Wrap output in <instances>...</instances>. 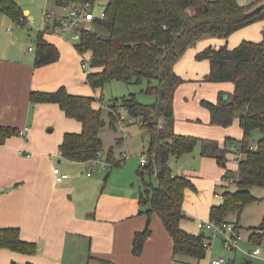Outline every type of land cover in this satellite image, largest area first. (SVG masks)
Returning a JSON list of instances; mask_svg holds the SVG:
<instances>
[{
  "label": "crops",
  "instance_id": "1",
  "mask_svg": "<svg viewBox=\"0 0 264 264\" xmlns=\"http://www.w3.org/2000/svg\"><path fill=\"white\" fill-rule=\"evenodd\" d=\"M16 4L25 17L24 23L19 25L0 9V126L17 131L26 127L27 131L25 136L14 133L0 144V229L18 227L20 238L35 243L36 252L24 254L0 248V264H68L65 260L68 252L79 253L83 264H206L208 259H216L208 252L213 243L211 232L199 229L197 223L209 220L211 207L221 204L223 191L233 186L224 181L223 176L227 169L236 171L239 154L227 152L226 162L220 165L215 158L202 156L198 144L180 158H169L172 174L186 176L194 186L185 191L182 204L185 216L180 220V227L193 235L204 233L205 242L209 244L201 259L174 254L172 238L160 218L156 214L148 218L140 213L139 190L131 187L117 193L83 184L79 173L82 166L88 168L90 161L72 162L60 156L59 145L64 133H79L81 123L66 117L55 103L32 104L31 93L53 92L64 87L70 94L94 97V108L109 110L102 98L103 88L93 90L86 82L87 73L99 69L89 66L86 71L82 60L89 62L91 53H79L55 28L46 25L45 30L37 29L36 33L25 30L23 25L26 21H35L34 16L30 9ZM53 7L60 16L64 14L63 6L56 0ZM262 28L264 22L260 21L237 30L226 40L201 41L200 48H189L184 53L174 70L192 82L201 80L209 71V61L197 60L198 51L209 45L219 47L227 43L232 48L242 40L260 41ZM40 32L44 40L57 47L59 58L35 66L36 40ZM28 47L33 49L28 50ZM184 82L177 86L174 94V131L217 140L221 144L227 138L240 140L242 129L237 118L227 127L210 124L209 111L199 104L200 99L216 102L219 93L232 91V84L197 81L199 83L182 85ZM193 93L196 97L192 100ZM103 133L101 129V140ZM140 134L143 139L147 137L141 155L147 151L148 136L145 132ZM123 141L122 136L116 137L106 146L102 140V157L107 160L110 150L116 162L122 155L126 157ZM55 167L67 174L62 182L54 179ZM85 176L91 177L86 173ZM146 228L150 229V234L141 254L134 255V234ZM227 264L232 263L227 261Z\"/></svg>",
  "mask_w": 264,
  "mask_h": 264
},
{
  "label": "trees",
  "instance_id": "2",
  "mask_svg": "<svg viewBox=\"0 0 264 264\" xmlns=\"http://www.w3.org/2000/svg\"><path fill=\"white\" fill-rule=\"evenodd\" d=\"M60 6L86 0H56ZM96 0H91L92 6ZM104 17H96L89 29L80 31L75 43L79 53L90 52L89 65L98 71L88 72L86 82L95 90L112 81L140 84L147 81L145 92L155 96V102L143 104L134 94L107 106L108 124L114 127L121 107L131 117L141 120L140 127L148 136L145 165H139L137 176L142 181L139 190L140 213L148 218L157 214L172 238L173 253L201 259L206 254L204 233L193 235L180 227L184 218L182 204L186 189L194 186L186 176H175L168 165L170 157L180 158L200 145L202 156L213 157L220 165L227 152L239 154L236 171L226 170L223 180L234 183V190L222 193L223 201L210 209L209 220L229 221L230 213H240L243 207L259 200L250 190L264 188V29L260 41L242 40L230 48L206 46L195 54L197 60H208L209 71L203 81L230 83V92L219 93L216 102L202 101L210 114V123L227 127L235 118L242 129V138L203 139L174 131V94L184 82L174 70L184 53L205 36L227 39L237 30L256 22H264V2L242 4L238 0H105ZM0 9L13 21L22 11L13 0H0ZM57 47L43 39L36 40L35 66L55 62ZM32 104L55 103L68 118L81 123L79 133L66 132L59 145L61 157L72 162H87L102 152L99 136L106 125L102 107L94 108L92 96L73 95L60 87L53 92H32ZM260 136L254 137V131ZM18 131L0 126V144ZM255 138L254 141L252 139ZM107 161L115 164L111 150ZM154 179V182L151 180ZM237 229L239 223L232 222ZM264 229L263 223L252 227L251 241ZM150 229L134 234L132 253L140 255ZM0 248L24 254H34L36 244L23 241L18 227L0 229ZM11 264H16L12 262ZM31 264V263H26Z\"/></svg>",
  "mask_w": 264,
  "mask_h": 264
},
{
  "label": "rangeland",
  "instance_id": "3",
  "mask_svg": "<svg viewBox=\"0 0 264 264\" xmlns=\"http://www.w3.org/2000/svg\"><path fill=\"white\" fill-rule=\"evenodd\" d=\"M14 1H16V3H18L22 9H30L31 15L34 16L35 21H32L34 24H32V22L30 21H26L25 25H23L25 30H30L32 33H36V31H38L37 29H43L47 25L44 19V12L46 10H52L54 8L53 7L54 0H14ZM238 1L242 4H245V1L251 2L254 0H238ZM260 1L263 2L264 0H260ZM105 4H106L105 0H96L94 2L93 7L91 8L93 14L99 16L101 12H103L105 8ZM14 23L19 25L24 22H19L16 20L14 21ZM10 28L12 29V27ZM202 39L198 40L195 43L194 47L200 48L198 44L202 43L203 41H206L207 39H211L214 40V42H216L220 38L205 36ZM28 42L30 43L31 40H28ZM85 70L87 71L88 69ZM182 79L185 80V82L182 85H191L192 83H199L197 81H200V83H208V82H204L203 79L193 82L190 79H185V78ZM146 87H147L146 80L142 81L140 84H135V83L126 84L122 81L112 80L103 86L102 98L103 101H106L109 104L110 101H112L113 99L120 100L123 97H127L130 94H134L136 99L143 104L154 103L155 96L153 94L146 93L145 92ZM194 97H196V93H193L192 100L194 99ZM202 101L203 100L201 99L199 100V104L201 106H202L201 104ZM102 109H103V116L106 119L105 120L106 125L102 128V131H104L102 135V140L103 143L106 146H108L111 142H113V140L116 137H121V130L118 121L116 122L117 124L116 129L114 127L109 126L107 119L108 111L105 108ZM128 124L129 125L126 124L124 126L125 128L124 130L127 131L128 134L124 138V141L122 142L123 146L120 145L124 148L126 157H123L122 155L118 159V161L117 162L115 161L116 163L113 164L110 168L108 167L107 169H104L101 172H94L91 175V177L85 176V173L87 172L88 168L86 169L85 166H82V169L80 170L79 173V178H80L79 180L83 184H88L92 187L94 186L98 187V190L105 187L106 189H111L117 193H122L125 189L131 187H133L135 190H140V188L142 187V181L137 176V169H138V164L140 162V152L144 151L143 149L145 148L147 142V137H144L143 139L140 133L145 132L147 136V132L145 129L140 127L141 120L139 118L137 122H133V124H130L128 122ZM57 131L58 128L55 125V134H57ZM184 135H190V134H184ZM259 136H260V132L257 130L254 131V137H259ZM114 147H117V145H115ZM151 180L154 182L153 178H151ZM132 183L134 186H131ZM231 184H233V186H231L230 190H234L236 187L234 183ZM250 192L253 196L257 197L259 200L251 201L247 203L243 207L240 213L234 212L228 215V220H230L231 222L237 221L239 223L240 228L242 229L240 231L244 232L243 239L239 241V247L237 249L227 250L223 246V242L220 237L213 238L211 251L208 252H211L215 256V258L224 257L226 261H229L232 264H264V229H262L260 234L256 235L255 241H251V237L253 233L251 228L258 227L262 223L264 226V188L253 187L250 190ZM256 248H259L260 253L258 255H252L251 252ZM68 254L65 253V256H67L65 257V260L68 264L84 263V260L82 259L83 257H80L79 253L75 255V253L72 254L68 252Z\"/></svg>",
  "mask_w": 264,
  "mask_h": 264
},
{
  "label": "built area",
  "instance_id": "4",
  "mask_svg": "<svg viewBox=\"0 0 264 264\" xmlns=\"http://www.w3.org/2000/svg\"><path fill=\"white\" fill-rule=\"evenodd\" d=\"M91 0H86L83 2H72L67 6H63L64 14L60 16L54 10H47L44 12V19L47 23L48 28H55L58 33L67 38L73 45L79 41L80 31L82 29H89L90 22L96 17H104V13L101 12L99 16H96L92 12ZM19 22H24L25 17H19L17 20ZM43 30H45L43 28ZM8 32L11 31L10 28L7 29ZM33 47H28V50H32ZM89 62L87 59L82 60V67L88 69ZM115 114L118 115V124L121 130L122 138L127 136V131H125L124 126L128 124H133L137 122L138 118L129 116L123 108L117 107L113 110ZM27 128H23L18 131V135L25 136ZM60 154V153H59ZM126 155V154H125ZM61 156V155H60ZM239 155L237 157L238 161ZM147 162L146 154L142 153L140 155V165L143 166ZM112 163L104 159L101 153H97V157L90 161L86 175L91 176L94 172H101L104 169L110 168ZM54 179L56 182H62L67 178V174L62 173L58 167L53 169ZM199 229L208 230L211 232L212 238L220 237L223 242V246L227 250L237 249L239 247V241L243 239V234L240 229H237L235 224L230 221H223L221 223H215L211 220L198 221L197 223ZM206 249L209 247L208 242H205ZM260 253L259 248L254 249L251 254L258 255ZM206 264H227L224 257H219L216 259H208Z\"/></svg>",
  "mask_w": 264,
  "mask_h": 264
},
{
  "label": "water",
  "instance_id": "5",
  "mask_svg": "<svg viewBox=\"0 0 264 264\" xmlns=\"http://www.w3.org/2000/svg\"><path fill=\"white\" fill-rule=\"evenodd\" d=\"M252 141H254V138L252 139ZM148 223H149V220L146 221V226L148 225Z\"/></svg>",
  "mask_w": 264,
  "mask_h": 264
}]
</instances>
